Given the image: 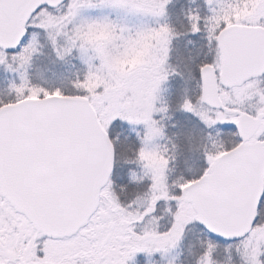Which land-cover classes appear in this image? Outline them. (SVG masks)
Here are the masks:
<instances>
[{"label": "rangeland", "instance_id": "obj_1", "mask_svg": "<svg viewBox=\"0 0 264 264\" xmlns=\"http://www.w3.org/2000/svg\"><path fill=\"white\" fill-rule=\"evenodd\" d=\"M233 23L264 24V0H67L32 16L14 54L0 49V105L85 98L119 145L136 139L130 175L148 185L120 205L105 184L88 223L62 238L45 237L0 195V264H264V198L259 221L234 244L199 230L184 201L185 185L224 151L212 149L222 133L237 139L241 114H262L264 124V76L221 89L219 109L196 94L197 55L218 72L216 36ZM190 39L197 55L186 54ZM174 166L179 176L170 180Z\"/></svg>", "mask_w": 264, "mask_h": 264}, {"label": "water", "instance_id": "obj_2", "mask_svg": "<svg viewBox=\"0 0 264 264\" xmlns=\"http://www.w3.org/2000/svg\"><path fill=\"white\" fill-rule=\"evenodd\" d=\"M65 1L0 0V48L14 52L32 15ZM216 43L219 73L209 65L199 75L202 102L213 109L222 107L219 85L229 89L264 74V28L230 24ZM261 118L241 114L235 126L239 143L185 186L184 200L197 224L219 240L242 239L257 220L264 192ZM113 151L83 97L48 95L0 107V195L46 237H69L88 223L112 173Z\"/></svg>", "mask_w": 264, "mask_h": 264}, {"label": "trees", "instance_id": "obj_3", "mask_svg": "<svg viewBox=\"0 0 264 264\" xmlns=\"http://www.w3.org/2000/svg\"><path fill=\"white\" fill-rule=\"evenodd\" d=\"M189 41L188 42L186 41L187 42L186 54H189V56L197 55V49L194 48L197 44H194V41H191V39ZM213 46H215V42L213 43ZM188 51H190V52H188ZM204 51H206V50H204ZM197 56H198V59L200 60L201 65H208L209 64V61L206 58L207 57L206 53H203L201 57L199 55H197ZM185 63L187 64V61ZM193 78L197 81L196 94H197V96H199L200 95V86H199V82H198V72L195 73V76ZM69 93H71V92H69ZM64 95H66V94H64ZM176 95H175V97H172L173 102L170 103V106H171L170 108L172 111L175 110L174 107L177 103V96L178 95L177 96ZM190 98L193 99V97H191V96H190ZM173 113H175V112H173ZM231 129L233 130V128H231ZM108 135H109L110 140H111L110 142H112V145L114 148L113 152L115 154L114 155V168H113V171H112V174H111V177H110L108 183L111 185V187L115 191L114 193H115L117 203L120 205H126L131 200L135 199L136 197L143 195L147 191V188H148L147 181H142L140 179H138V180L134 179L130 175L131 174L130 171L134 170V168H132L130 166L132 163H129L128 161L129 160L132 161V156L135 154L134 150L136 149V142H135L136 139L131 137V140H128V141L124 142V144L119 145V143L115 140L112 132H108ZM229 136H230V132L225 131L224 133H222L220 143L217 144V146H214L212 149H214V150L216 149L217 152L219 153L220 150L225 151V150L231 148L232 146H234L237 143V139L235 138L234 143H232ZM177 139L178 140H176V142H177L176 147L178 149V152H180L183 148H182V145H181L178 137H177ZM133 145L135 146V149H134ZM121 152L124 153L126 156L123 158V159H126L124 161H122L118 158L119 155L121 154ZM206 154H207L206 150L203 149V155L206 156ZM121 164H125V165L121 166ZM176 166L178 167L177 162H176ZM202 170H203L202 167L199 168L197 171H195V174L201 173ZM204 172L202 171L201 174H203ZM171 174L172 175L169 176L170 180L172 178H174L175 176H177V177L179 176V173H178L177 168L175 166H174ZM183 175L187 176L188 174L185 175L184 171H183L180 174V177H182ZM186 178H189V175ZM260 207H261V205H260ZM258 221H259V219H258ZM198 229L203 231V229H201L199 227H198ZM208 236L218 243H228L225 241L217 240L216 238L210 236L209 234H208ZM230 243L234 244L235 242H230ZM215 258L217 259V262H223V260H224L220 256L218 257L217 254L215 255ZM141 262H142V258L140 257V259H138L137 261H134L132 263L129 262L127 264H142Z\"/></svg>", "mask_w": 264, "mask_h": 264}, {"label": "flooded vegetation", "instance_id": "obj_4", "mask_svg": "<svg viewBox=\"0 0 264 264\" xmlns=\"http://www.w3.org/2000/svg\"><path fill=\"white\" fill-rule=\"evenodd\" d=\"M258 24H259V23H258ZM258 24H250V25H258ZM259 25H261V26L264 27V24H259ZM263 198H264V196H263Z\"/></svg>", "mask_w": 264, "mask_h": 264}]
</instances>
